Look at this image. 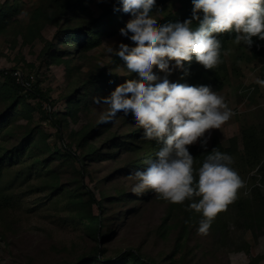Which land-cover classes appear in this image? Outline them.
<instances>
[{
	"label": "trees",
	"instance_id": "16d2710c",
	"mask_svg": "<svg viewBox=\"0 0 264 264\" xmlns=\"http://www.w3.org/2000/svg\"><path fill=\"white\" fill-rule=\"evenodd\" d=\"M174 1L179 4L178 7L176 6V12L169 10V4ZM95 2L99 13L90 8L89 0H37L25 25L22 26L20 21L15 20L14 22L13 18L20 13L22 5L25 4L23 0H4L0 4V34H6L12 30L14 34H20L22 45H28L34 41L46 24L54 25L60 36L58 43L60 46L55 47L45 41L41 53L46 56L49 64L64 63L68 69V61L56 56L58 50L64 47L65 49L62 50L65 56H68L70 52L78 53L81 56L90 49L98 47L107 30H110L109 34L111 35L120 27L126 26L125 18L130 14L123 12L121 3H118L117 0ZM192 8L191 0H155L152 13L161 12L164 15L163 20L157 21L158 25L169 22L182 23L192 18ZM192 26L197 27L198 22L193 21ZM235 35V32L218 35L222 42V48L221 63L216 68L205 69L193 55L191 62H184V67L180 70L176 83L192 86L205 85L210 86L214 91L222 90L230 74L233 73L229 69L225 54L228 45L235 42ZM253 41L251 48L245 45L249 60L264 59V41L259 40L258 37H253ZM14 45L12 43L11 47ZM51 48H53L52 52ZM15 72V68L0 70L2 79H0V221L8 216L9 211L14 209L15 205L19 207V198L12 190L13 180H24L36 175L40 184L35 188L47 189L52 194H63L66 197V205L73 209L71 210L73 216L84 226L85 235L92 242L90 249L82 252L78 256L79 258L77 257L71 263L68 260L62 264H161L156 258L143 257L137 249L120 250L115 254L108 255V249L103 246L110 238L109 231H104L105 223L110 221L108 209L113 202L117 203L125 198L127 190L122 185L113 186L114 194L104 191L97 199L94 193L82 183L84 174L91 169V166L103 160L115 162V166L111 167L108 175L102 178L103 182L116 175L120 178L116 177L118 180L128 181L127 177L130 173L146 169L148 161L157 158L156 152L162 146L156 140L143 138V129L136 127L132 115L115 118L125 126V130L120 132L121 134L117 130H111L115 125V120L111 122L113 124L101 123L100 117H95L97 113H93V111L99 109V106L95 105L93 98L103 96L100 93L104 91L105 86L116 88L122 83L117 80L116 76L103 69L86 73L83 78L78 77L76 80L69 77V84L74 87L70 88L64 96L63 111H50L46 116L49 121L55 123L59 130L67 127L69 121L78 124L81 115L84 117L86 122L76 131L69 133L71 141L75 142L80 153L76 155L70 150L61 152L56 148H51L46 142L47 135L41 130L35 131V128L27 127L21 134L15 136L17 132L11 123L17 117H25L28 122L32 120L31 113L34 108L29 105L28 100L40 99L41 102L48 100L46 93L41 92L35 85L25 87L19 83L18 77L14 75ZM30 78V76L24 77V80L30 82ZM49 103L52 106L53 103L50 100ZM37 106L40 113H44L42 105L37 104ZM104 112L102 111V113ZM11 140H16V143L8 146ZM237 141V137H231L229 146L225 147L214 137L211 143L207 144L206 150L201 147L200 142L188 146L190 154L194 157L195 180L198 181V169L202 167L207 155L216 148L221 153L232 156L234 164L243 172L255 171L259 176L258 181L264 184V127L261 125L243 127L241 148ZM44 153H48V156L43 157ZM21 156H26L30 160H18ZM56 160L60 162V166L70 168L69 171H72L71 186L69 184L63 186L60 183L57 170L50 167ZM17 163L22 168L18 169L13 180H5L4 175ZM76 164H79L80 169L75 168ZM257 166H259L258 170ZM255 181L256 179L252 178L254 189L250 194L251 197L245 198L239 195L235 202L238 216L246 221L245 225L249 232L257 237L264 232V206L262 196L255 187ZM193 186H195V182ZM132 198L135 205L127 213L132 215L144 202L155 200L166 203L164 215L160 224L154 229V233L164 240L172 235L174 239L172 255L178 252H181V255L177 260L173 259L172 255L166 256L165 263L189 264L187 258L192 254L189 241L193 234H199L197 228L203 218L202 213H197L188 207L192 201L186 200L183 204H172L151 189L141 195L134 194ZM198 199L200 198H194L197 201ZM93 205H96L98 210L96 214L93 212ZM124 213L125 210L123 215ZM222 215L220 212L213 220L208 232L211 237L217 233L223 235L225 224L221 219ZM6 235L7 231L2 229L0 238L3 239ZM202 252L210 253L208 247L203 248ZM164 257L161 260L165 259ZM263 259L264 255L254 258L250 263L256 264Z\"/></svg>",
	"mask_w": 264,
	"mask_h": 264
},
{
	"label": "rangeland",
	"instance_id": "374dc122",
	"mask_svg": "<svg viewBox=\"0 0 264 264\" xmlns=\"http://www.w3.org/2000/svg\"><path fill=\"white\" fill-rule=\"evenodd\" d=\"M3 1L0 0V4ZM95 1L98 0H89V6L99 13ZM23 2L25 4L22 5L20 13L13 18L14 22L15 20L20 21L22 26L25 25L37 0H23ZM178 5L176 1L171 2L169 10L176 12ZM152 16L157 21L164 19L161 12H153ZM131 18V15L126 16V22ZM121 28L111 35L109 34L110 30H107L102 37L101 44L81 56L78 53L73 54V52L65 56L62 50L65 49L64 47L58 50L56 56L68 61V69L64 63L49 64L46 56L41 53L45 41L55 47L60 46L58 45L60 36L54 25L46 24L34 41L28 45H22L20 34H14L12 30L6 34H0V70L15 68L20 77L30 76L31 86L35 85L48 97V100H43V102L40 99L28 100L29 105L34 108L31 113L32 120L28 122L25 117H17L11 123L17 132L15 136L21 134L27 127L35 128V131L41 130L47 135L46 142L51 148H56L61 152L70 150L76 155L80 154L75 142L71 141L69 133L76 131L86 122L84 117L81 115L78 124L69 121L67 127L59 130L55 123L49 121L46 114L50 111H63L64 96L70 88L74 87L69 84V77L76 80L78 77L83 78L86 73L103 69L116 76L121 83L129 79H139L137 73H130L127 70L125 61L108 54L105 50V43L113 44L116 47L119 43L135 46L130 39L120 34ZM12 43L15 44L13 47H11ZM52 51L53 48H51ZM225 56L229 69L233 73L230 74L224 88L216 92L225 98V102L235 115L220 129L211 130L207 144L209 145L212 138L216 137L219 143L227 147L229 139L237 137L238 146L241 148L243 127L248 125L264 127V86L256 83L258 79L264 80V59L249 60L243 42L240 44L230 43ZM174 63V61L170 62V67H173ZM180 70V68H174L172 74L168 76L170 82H177ZM153 71L161 77L165 75L157 67H154ZM114 90L115 88L112 86H105L103 93L100 94L108 96ZM49 100L53 103L52 106ZM37 104L42 105L44 113H40ZM95 105L99 106V109L93 111V113H97L95 116L97 118L100 117L102 111H108L107 105ZM117 116L124 115L120 113ZM114 122L112 131L117 130L120 133L125 130V126L120 123V120L115 119ZM13 143H16V140H11L8 146ZM198 143L199 141L196 144ZM42 156L46 157L48 153H44ZM18 160H30V158L21 156ZM59 164L60 162L56 160L50 167L57 170L60 183L63 186L68 184L71 186L72 171ZM114 166L115 162L110 160L96 162L82 178L83 185L93 192L97 199L104 191L114 194L113 186L122 185L127 190L125 198H122L120 202H113L109 206L108 219L110 221L105 223L104 231H109L110 238L103 246L108 249V255L115 254L120 250L137 249L143 257L156 258L159 263L166 264L167 257L172 255L173 236L164 240L154 233V229L160 224L164 215L166 203L150 200L139 205L138 211L133 215L127 214L135 205L132 198L134 193L131 189L136 181L118 180L120 178L116 175L103 182L102 178L108 175L111 167ZM232 167L247 182L246 188L240 189L239 195L245 198L251 197L250 194L254 189L252 178H254L256 179L255 187L262 196L264 206V184L258 181L259 176L256 172L251 175L254 171L243 172L236 164H233ZM20 168L22 167L18 163L14 164L4 175L5 180H13L15 173ZM75 168L80 169L79 164H76ZM23 169L26 170V168ZM12 183V190L19 198V207L15 205V208L9 211L8 216L0 221V231L2 229L7 231L6 237L0 238V264H62L68 260L71 263L82 252L90 249L91 239L85 235L81 222L73 216L71 212L73 209L66 205V197L63 194H52L47 189H36L35 187L40 184L36 175L24 180H13ZM146 191L148 192V189ZM237 210L236 202H234L228 205L227 210L222 211L221 219L225 224L223 235L221 233H217L213 237L210 233L192 235L189 241L192 254L187 258L189 264H249L254 258L264 255V232L257 237L253 236L245 225L246 221L238 216ZM93 212L94 214L98 213L96 205H93ZM205 247H208L210 253L202 252ZM180 255L181 252L175 253L172 258L177 260ZM162 257L165 259L161 260ZM174 264L179 263L175 262ZM256 264H264V259L259 260Z\"/></svg>",
	"mask_w": 264,
	"mask_h": 264
},
{
	"label": "clouds",
	"instance_id": "9594fccd",
	"mask_svg": "<svg viewBox=\"0 0 264 264\" xmlns=\"http://www.w3.org/2000/svg\"><path fill=\"white\" fill-rule=\"evenodd\" d=\"M117 2L132 17L120 34L135 46L105 43V50L125 61L139 79L126 80L108 96L93 98L95 104L108 106L100 122L111 123L118 113L132 115L144 139L162 144L146 169L129 174L127 178L136 181L131 190L141 195L151 189L172 204L192 201L188 207L203 216L198 232L207 235L215 217L239 198L247 182L232 167L234 158L216 148L198 169L196 181L188 146L199 141L206 150L211 130L220 129L235 113L210 86L170 82L168 76L174 68L183 69L193 55L205 69L216 68L221 63L219 34L235 32V43L248 48L253 37L264 41V0H191V19L159 25L150 15L155 0ZM154 67L165 75L154 73ZM256 83L264 86V80Z\"/></svg>",
	"mask_w": 264,
	"mask_h": 264
},
{
	"label": "built area",
	"instance_id": "2783aa9c",
	"mask_svg": "<svg viewBox=\"0 0 264 264\" xmlns=\"http://www.w3.org/2000/svg\"><path fill=\"white\" fill-rule=\"evenodd\" d=\"M20 74L16 71L15 72V76H17V80L19 83L23 84L25 87H30L31 86V83L28 82V81H25L24 78L21 76H19Z\"/></svg>",
	"mask_w": 264,
	"mask_h": 264
}]
</instances>
